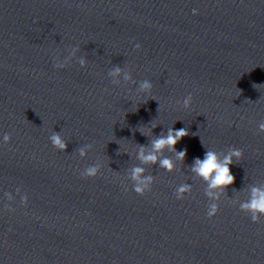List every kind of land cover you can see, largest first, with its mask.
<instances>
[{"label":"clouds","instance_id":"9594fccd","mask_svg":"<svg viewBox=\"0 0 264 264\" xmlns=\"http://www.w3.org/2000/svg\"><path fill=\"white\" fill-rule=\"evenodd\" d=\"M194 14L197 12L196 9L193 10ZM136 49H140L141 45L136 44ZM81 65L84 64V61H80ZM55 67L57 68H63V64H55ZM121 72V69L119 67L115 68L112 75H118ZM125 80H130V75H125ZM253 87H256L254 84ZM140 88L142 91L149 92L152 88V84L145 80L141 83ZM193 102V97L191 94H189L184 100H183V107L184 108H190ZM259 128L261 131H264V124H260ZM189 135V132L186 128H181L179 130H174L172 128H169L167 135H161L154 141H152V148L153 153H149L147 155L144 154L143 150H141V153L139 155V158L144 163H155L157 161V156L154 154L156 151H160L165 147H168L170 150L175 151V145L179 140H181L183 137ZM52 145L56 148H58L61 151L66 150L67 144L62 139L61 135L59 133H54L49 137ZM3 140L5 142L10 141V137L5 134L3 137ZM242 152L238 149H233L228 155L224 157V159L221 161L217 154L213 151H206L204 159L201 160L197 158L195 160V165L192 168V171H194L197 175L204 178L206 181L209 182V186L211 188L216 187H226L228 185H231L234 182V176L231 174L229 165L233 162V157L240 158L242 156ZM81 155L83 156L84 153L81 151ZM186 155V151H181L177 153V156L179 159H183ZM161 167L166 168L167 170H172L173 164L172 162L165 158L160 161ZM142 168H134L133 169V180L137 181V185L134 188V191L138 195H145V188H147V181L151 180V177L147 178V181L144 179H141V173H143ZM81 176L84 178H95L97 176V168L90 167L86 170V172L81 173ZM142 185V186H141ZM179 191L181 193L187 191V186H182ZM179 200V198H178ZM22 205L26 206L28 203V197L25 196L21 200ZM241 210L246 211L250 213V218L254 223L260 222V217L264 216V191L254 188L252 190V198L246 202L241 204ZM9 211H15V209L9 208ZM218 213V209L216 205H212L211 209L207 212V216L209 219L214 217Z\"/></svg>","mask_w":264,"mask_h":264}]
</instances>
